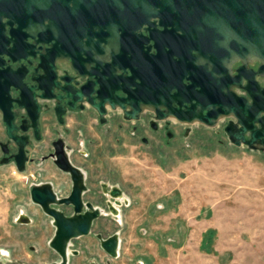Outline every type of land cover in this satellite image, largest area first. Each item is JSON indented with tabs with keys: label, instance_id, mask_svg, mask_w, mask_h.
<instances>
[{
	"label": "water",
	"instance_id": "water-1",
	"mask_svg": "<svg viewBox=\"0 0 264 264\" xmlns=\"http://www.w3.org/2000/svg\"><path fill=\"white\" fill-rule=\"evenodd\" d=\"M18 34L49 43L39 54V67L45 60L53 63L62 57L100 65L102 72H96L95 80L98 102L86 96L99 110L105 102L128 107L133 115L142 104L167 107L180 121L209 126L218 117L232 116L236 122L224 129L229 141L264 149V85L257 80L264 79V0H0V53L12 55ZM10 42L12 48L6 49ZM152 47L156 53L150 52ZM232 60L241 62L234 75L228 67ZM249 60L258 63L255 69L247 65ZM119 70L126 74H117ZM183 79L188 80L186 85ZM116 90L125 96L115 95ZM66 97L73 101L70 94ZM36 113L32 110L33 119ZM11 132L8 127L7 134L12 136ZM23 157L21 146L16 155L20 172L25 169ZM64 169L77 177L67 198H58L50 183L29 186L31 201L54 226L49 245L61 261L52 264H67L71 240L88 235L95 219L105 213L98 206L83 209L81 173L70 165ZM109 194L115 198L108 203L109 210L118 216L116 207L128 203L117 186ZM61 203H71L73 214L55 207ZM18 221L30 218L24 214ZM118 236L97 234L101 248L112 258L119 255Z\"/></svg>",
	"mask_w": 264,
	"mask_h": 264
},
{
	"label": "rangeland",
	"instance_id": "rangeland-1",
	"mask_svg": "<svg viewBox=\"0 0 264 264\" xmlns=\"http://www.w3.org/2000/svg\"><path fill=\"white\" fill-rule=\"evenodd\" d=\"M191 126L192 135L154 154L151 144L139 141L96 146L95 179L120 188L128 205L115 216L96 197L106 214L88 235L71 240L67 264H264V149L235 146L224 137L219 144L217 127ZM31 172L0 165V264L61 261L49 245L53 224L30 199L29 186L37 181ZM199 203L215 211L206 244L218 241V250L199 245L203 225L194 218ZM21 211L31 222L18 221ZM114 233L120 246L112 258L97 234Z\"/></svg>",
	"mask_w": 264,
	"mask_h": 264
},
{
	"label": "flooded vegetation",
	"instance_id": "flooded-vegetation-1",
	"mask_svg": "<svg viewBox=\"0 0 264 264\" xmlns=\"http://www.w3.org/2000/svg\"><path fill=\"white\" fill-rule=\"evenodd\" d=\"M9 29L6 25V35L9 34ZM143 33L146 34L144 31ZM14 38L17 40L15 46L13 42L6 46V49L13 46L12 55L0 53V165H12L16 168V155L22 146L23 171L30 168V177L37 179L32 184L50 183L60 199L71 194L77 178L64 169V166L70 165L77 168L82 176L79 202L83 209L88 205L98 206L95 205L96 197L99 205L104 208L109 209L108 203H114L115 198L109 194L112 185H109L106 178L97 181L91 168L95 156H100L95 149L99 145L109 149L111 143L122 145L139 141L141 144H151L154 149L151 154H154V151L162 150L163 145L192 135L193 124H197L199 129L217 127V132L221 135L219 144H222L223 137L231 143L224 129L229 123L233 125L236 122L232 116L218 117L215 124L209 126L199 121H180L171 115L167 107L157 109L153 105L142 104L133 115L130 113L132 109L128 107H112L105 102L99 110L86 96L88 94L98 102L96 96L99 84L95 80L96 72H102L100 65L95 68L94 62L77 59L72 61L62 57L53 63L45 60L44 67H39V54L45 53L49 43H35L31 37L19 34ZM151 44L152 41L149 42ZM150 52L156 53V49L152 47ZM257 64L255 60L247 62L254 69ZM240 65L239 60H232L228 66L230 73L234 75ZM120 73L126 74L123 70L117 72ZM257 80L264 85L262 77H257ZM183 83L186 85L188 80L183 79ZM234 90L246 95L242 89ZM173 92L175 89L171 90ZM43 93H49L50 96L42 97ZM67 94L73 96L72 102L66 97ZM77 94L82 98L79 99ZM115 95L123 97L125 93L116 90ZM18 99L23 104H19ZM172 106L177 107L176 103H172ZM32 110L37 112L34 119ZM8 127L12 128V136L7 134ZM119 190L123 193L120 188ZM55 207L68 216L73 214L74 206L71 203H61ZM39 208L41 209L40 206ZM67 208L70 211L64 210Z\"/></svg>",
	"mask_w": 264,
	"mask_h": 264
},
{
	"label": "crops",
	"instance_id": "crops-1",
	"mask_svg": "<svg viewBox=\"0 0 264 264\" xmlns=\"http://www.w3.org/2000/svg\"><path fill=\"white\" fill-rule=\"evenodd\" d=\"M207 204L199 203V207H198L199 210L195 211V213H194L195 221H196V217H199L197 224L203 225L201 227V238H200L199 245H201V247H202L201 249H205L207 251L211 247L218 250V241L215 244L210 245L209 247L206 244L207 239H209V235H207V234H209V232H211L210 229L214 226L212 221H210V218L213 216V213L215 212L214 209L212 208V206H207ZM187 209H189V207ZM179 211H181V210H179ZM186 217L187 218L192 217V214H188ZM188 223H189V225L195 224V222H193V221H189ZM192 238H193V233L189 232V234H188L189 243H187L188 245L191 244L190 241L192 240ZM138 264H144V262L139 261Z\"/></svg>",
	"mask_w": 264,
	"mask_h": 264
},
{
	"label": "bare ground",
	"instance_id": "bare-ground-1",
	"mask_svg": "<svg viewBox=\"0 0 264 264\" xmlns=\"http://www.w3.org/2000/svg\"><path fill=\"white\" fill-rule=\"evenodd\" d=\"M125 198V201L128 203V199L126 198V197H124ZM103 209H101V211H102ZM24 214H26L24 211H21V215L19 216V218L18 219H20L21 220V216L22 215H24ZM115 214H120V210H119V208L118 207H116V209H115ZM19 222H21V221H19ZM118 238V244L120 245V238H119V236L117 237ZM68 250H69V247H67V252H68Z\"/></svg>",
	"mask_w": 264,
	"mask_h": 264
}]
</instances>
